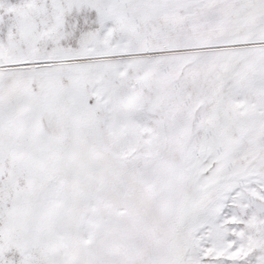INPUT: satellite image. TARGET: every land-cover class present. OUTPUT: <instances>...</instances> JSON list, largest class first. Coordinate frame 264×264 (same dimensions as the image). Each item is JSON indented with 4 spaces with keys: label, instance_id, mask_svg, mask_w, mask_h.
<instances>
[{
    "label": "snow or ice",
    "instance_id": "6c2138e0",
    "mask_svg": "<svg viewBox=\"0 0 264 264\" xmlns=\"http://www.w3.org/2000/svg\"><path fill=\"white\" fill-rule=\"evenodd\" d=\"M0 264H264V0H0Z\"/></svg>",
    "mask_w": 264,
    "mask_h": 264
}]
</instances>
